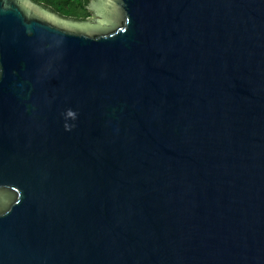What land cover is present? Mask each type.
<instances>
[{"label":"water","instance_id":"95a60500","mask_svg":"<svg viewBox=\"0 0 264 264\" xmlns=\"http://www.w3.org/2000/svg\"><path fill=\"white\" fill-rule=\"evenodd\" d=\"M0 0V264H264V0Z\"/></svg>","mask_w":264,"mask_h":264},{"label":"trees","instance_id":"16d2710c","mask_svg":"<svg viewBox=\"0 0 264 264\" xmlns=\"http://www.w3.org/2000/svg\"><path fill=\"white\" fill-rule=\"evenodd\" d=\"M45 9L65 18L85 20L92 14L88 9L90 0H32Z\"/></svg>","mask_w":264,"mask_h":264},{"label":"flooded vegetation","instance_id":"af4514ba","mask_svg":"<svg viewBox=\"0 0 264 264\" xmlns=\"http://www.w3.org/2000/svg\"><path fill=\"white\" fill-rule=\"evenodd\" d=\"M91 15H92V14H91ZM91 15H90V16H91ZM90 16H89V17H90ZM89 17H88V18H89Z\"/></svg>","mask_w":264,"mask_h":264},{"label":"rangeland","instance_id":"374dc122","mask_svg":"<svg viewBox=\"0 0 264 264\" xmlns=\"http://www.w3.org/2000/svg\"><path fill=\"white\" fill-rule=\"evenodd\" d=\"M65 18V17H64Z\"/></svg>","mask_w":264,"mask_h":264}]
</instances>
